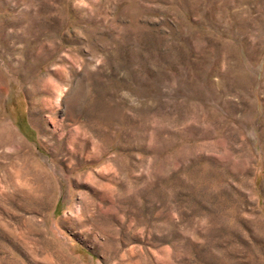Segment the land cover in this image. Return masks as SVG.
Wrapping results in <instances>:
<instances>
[{
  "label": "rangeland",
  "instance_id": "374dc122",
  "mask_svg": "<svg viewBox=\"0 0 264 264\" xmlns=\"http://www.w3.org/2000/svg\"><path fill=\"white\" fill-rule=\"evenodd\" d=\"M0 264H264V0H0Z\"/></svg>",
  "mask_w": 264,
  "mask_h": 264
},
{
  "label": "bare ground",
  "instance_id": "6f19581e",
  "mask_svg": "<svg viewBox=\"0 0 264 264\" xmlns=\"http://www.w3.org/2000/svg\"><path fill=\"white\" fill-rule=\"evenodd\" d=\"M31 174H32V173H31ZM36 176H37V175H36ZM38 176H39V175H38ZM38 176H37V177H38ZM40 177H41V176H40ZM38 179H39V178H38ZM34 180H35V179H34ZM40 180H41V179H40ZM25 183H26V182H25ZM22 184L24 185V183H22ZM25 186H26V185H25ZM41 186H42V184H41ZM35 187H36V188L34 189V190H35V196H36L37 193H38L37 195H42L41 192H44V189L40 188V185H39L38 183H37V185H35ZM27 188H28V187H27ZM44 188H45V187H44ZM45 191H46V190H45ZM40 197H41V196H40Z\"/></svg>",
  "mask_w": 264,
  "mask_h": 264
}]
</instances>
